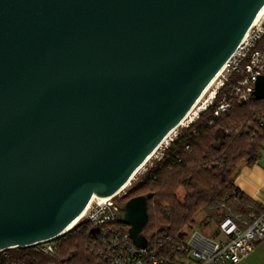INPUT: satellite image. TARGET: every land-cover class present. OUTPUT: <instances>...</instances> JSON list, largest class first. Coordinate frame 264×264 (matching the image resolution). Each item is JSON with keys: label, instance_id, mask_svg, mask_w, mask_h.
<instances>
[{"label": "water", "instance_id": "95a60500", "mask_svg": "<svg viewBox=\"0 0 264 264\" xmlns=\"http://www.w3.org/2000/svg\"><path fill=\"white\" fill-rule=\"evenodd\" d=\"M263 8L264 0H0V252L61 238L95 196L131 183ZM256 85L253 99L264 101V74ZM152 198L118 210L138 247L149 243Z\"/></svg>", "mask_w": 264, "mask_h": 264}, {"label": "trees", "instance_id": "16d2710c", "mask_svg": "<svg viewBox=\"0 0 264 264\" xmlns=\"http://www.w3.org/2000/svg\"><path fill=\"white\" fill-rule=\"evenodd\" d=\"M229 90L230 85L218 101ZM213 110L203 112L195 124L185 128L163 160L118 200L124 206L134 197L152 195L145 228L150 241L183 237L184 229L194 227L202 212L219 223L230 216L248 218L263 210L235 186L234 178L241 162L253 164L263 152L264 101L234 102L228 114L218 117ZM178 189L184 191L182 199ZM93 230L90 224H84L81 231L75 227L60 238L52 255L44 253L41 246L0 252V264H110L105 258L106 247Z\"/></svg>", "mask_w": 264, "mask_h": 264}, {"label": "built area", "instance_id": "2783aa9c", "mask_svg": "<svg viewBox=\"0 0 264 264\" xmlns=\"http://www.w3.org/2000/svg\"><path fill=\"white\" fill-rule=\"evenodd\" d=\"M263 74L264 12L254 21L238 51L223 68L221 76L213 86H216V89L197 107H193L182 126L189 128L211 107H214V115L218 117L228 114L233 109L234 102L248 103L253 99L256 83ZM228 85L229 92L223 94L218 101L222 90ZM212 123L213 121L208 122L209 125ZM178 136L170 138V135L162 143L156 152L165 144L163 152L145 173L163 160L166 150ZM125 189L108 199L93 198L85 209L86 213L80 224L76 226L77 231H81L84 224H90L93 229L99 230L97 235L106 247L105 258L110 264H240L264 242L263 208L260 213L252 212L248 218L230 216L224 219L214 238L204 235L194 227H187L183 231V237H166L163 240L156 237L153 241L147 238V247H138L130 237L129 227L120 221L118 213L119 208L123 206L116 199L122 197ZM124 226H127L128 230ZM54 241L37 246H41L44 253L52 255L57 248Z\"/></svg>", "mask_w": 264, "mask_h": 264}, {"label": "rangeland", "instance_id": "374dc122", "mask_svg": "<svg viewBox=\"0 0 264 264\" xmlns=\"http://www.w3.org/2000/svg\"><path fill=\"white\" fill-rule=\"evenodd\" d=\"M215 89H216V86L213 87V89L211 90V92L214 91ZM209 95H210V93L208 95H206V98H208ZM183 130H185V127L181 125L180 127H178L171 134V137L170 138H175L176 135H180L183 132ZM170 138L168 139L169 141H170ZM164 148H165V144H163V146L153 155V157L147 162L146 166H144L135 175V177L133 178V180L131 181V183L128 185V187L125 189V191L122 192V197L124 195H126L128 192H130L138 184H140V181H141L140 178H141V176H143L145 174L146 170L148 168H150L151 164L154 163L157 160V157L160 156V154L163 152ZM176 193H177V195H178V197L180 199H182L184 197V191H183V189H178V191ZM119 199L120 198L118 197L116 200H119ZM223 209H225V208H223ZM231 214H234V213H231ZM220 223H221V221L219 223H216L214 220L208 218L207 215L202 212L196 218L195 223H194V228H196V230L202 232L204 235H206L208 237L214 238V237L217 236V233H218V230L217 229H219L218 226H220ZM149 230H151V227L149 228ZM59 240H60V238L57 239V240H55L54 243L58 244L59 243ZM242 264H264V247L262 248V250L256 251L253 254H251L245 261H243Z\"/></svg>", "mask_w": 264, "mask_h": 264}, {"label": "crops", "instance_id": "0c3cea01", "mask_svg": "<svg viewBox=\"0 0 264 264\" xmlns=\"http://www.w3.org/2000/svg\"><path fill=\"white\" fill-rule=\"evenodd\" d=\"M234 182L242 193L264 208V143L263 152L257 162L248 164L243 161L239 164ZM263 247L264 243H261L256 251Z\"/></svg>", "mask_w": 264, "mask_h": 264}, {"label": "bare ground", "instance_id": "6f19581e", "mask_svg": "<svg viewBox=\"0 0 264 264\" xmlns=\"http://www.w3.org/2000/svg\"><path fill=\"white\" fill-rule=\"evenodd\" d=\"M263 12H264V8L262 9V11L260 12V14L258 15V16H261L262 14H263ZM222 72V71H221ZM221 72L218 74V76L211 82V84L208 86V88L205 90V92L203 93V95L201 96L202 98H200L199 99V101L196 103V105L194 106V107H197L205 98H206V95H208L210 92H211V90H212V87L216 84V82H217V80H218V78H219V76H221ZM210 91V92H209ZM209 92V93H208ZM208 93V94H207ZM183 123V122H182ZM182 123H181V125H182ZM180 125V126H181ZM171 135V134H170ZM156 152V151H155ZM155 152L149 157V159L155 154ZM149 159H147V161L149 160ZM146 161V162H147ZM146 163H144V165H145ZM143 165V166H144ZM140 168H142V167H140ZM139 172V171H138ZM137 172V173H138ZM130 184V183H129ZM129 184H127L124 188H127L128 187V185ZM95 197H97V196H95ZM94 197V198H95ZM99 198V197H98ZM101 198V197H100ZM108 198H111V197H103L102 199H108ZM85 213H86V210L83 212V214L67 229V231H70V230H72L74 227H76L78 224H80L79 222L81 221V219H82V217L85 215ZM66 231V232H67Z\"/></svg>", "mask_w": 264, "mask_h": 264}]
</instances>
